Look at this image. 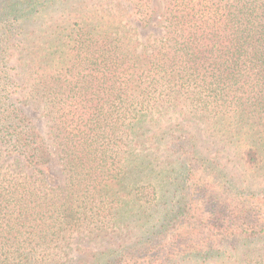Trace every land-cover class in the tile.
Wrapping results in <instances>:
<instances>
[{
  "label": "trees",
  "instance_id": "16d2710c",
  "mask_svg": "<svg viewBox=\"0 0 264 264\" xmlns=\"http://www.w3.org/2000/svg\"><path fill=\"white\" fill-rule=\"evenodd\" d=\"M159 2L0 0V159L17 162L0 169V264H264V215L253 213L264 194L239 199L179 121L163 149L151 144L162 167L135 147L166 139L148 132L171 110L264 178V0ZM126 14L162 33L140 40ZM198 170L234 182L220 190Z\"/></svg>",
  "mask_w": 264,
  "mask_h": 264
},
{
  "label": "rangeland",
  "instance_id": "374dc122",
  "mask_svg": "<svg viewBox=\"0 0 264 264\" xmlns=\"http://www.w3.org/2000/svg\"><path fill=\"white\" fill-rule=\"evenodd\" d=\"M86 2H88L90 5L93 4V0H86ZM152 3L158 7H160L161 5L159 0H152ZM127 19L130 21V25L135 30L137 37L142 41H144L146 38L150 40L152 38L158 37L162 33L161 28L157 24H154L155 20H153L146 27H141L139 22L133 21V20L131 21V19H133L132 16H127L126 14L124 21ZM23 110L25 114L27 115V117L30 119L31 124L34 126V128L39 132V134L45 140L50 151H52L54 147L53 145H51V140L47 137L49 122L47 118L42 114L41 103L29 99L27 100V104L23 106ZM178 121L183 124H186L188 126L187 130L189 132L196 134V136L198 137V147L200 148V150L203 152L204 155L209 156L211 159L214 157L215 159L213 160H215V162L216 161L220 162L226 168V171L230 173V175L231 174L233 175L234 180H236L237 182V184L235 185L236 186L235 189L239 190V191H235L233 189V192H237L239 199H245L249 201H258L261 198V196L264 194V183H263L264 178L263 176H261L262 172L253 170V169H245V167H243L239 158L235 154L233 147L209 136V132L206 131V126L203 123L196 122L195 120L182 121V117L180 115H177V113L172 112L171 110L165 113L163 117H161V122H160L161 129H156L153 127L152 130L148 132V134L151 135L153 133L160 134L161 132H163L162 130L164 131L168 130V135L166 136V139L163 142H160L158 144L156 139H153V138L151 142L148 141L147 143L144 137L142 138L143 140L139 142V145H135L136 149L149 151L150 153H153V154H155L156 152L154 147H157V145H159L160 149H163L167 141L169 140L168 136H169L170 128H175L174 127L175 123ZM146 126H148L147 122H146ZM142 141L144 143H142ZM152 149L155 150V152H153ZM164 153L165 152L162 150L160 152H156L155 154L159 156L158 160L155 161L158 168L164 165L162 163L165 160ZM213 154H215L216 156H213ZM169 159L171 160L172 158H169ZM169 159H168V162L170 161ZM50 162H51L50 172H51L52 179H54V181L58 182L60 185H63L64 173L61 171L62 160L59 159V156L58 154H56V152H53ZM10 164L16 165L17 162L13 161V159L9 157L0 159V169L2 171L12 169L11 166H9ZM173 174L174 173L169 172L166 179L173 176ZM200 176L205 181H208V182L211 181L217 184L220 190H221L220 186L228 187L229 185H232V182H234L233 179H231V177L222 179L218 177L215 172L210 174L209 170H198V172H196L195 174V178H198ZM161 177L162 176H155V174L153 173L148 179H146V181L147 180L151 181L152 185H155V184L157 185V189H160V190L162 189V192H166L167 193L166 198L163 199V201L164 202L167 201L171 203L174 199L172 198L173 196L169 195L170 190H169L168 182L165 183L164 181L165 188H162L160 184H158L159 179ZM195 178H192V179L196 181L197 179ZM241 181L244 182L243 185L240 184ZM237 185H239L240 187H238ZM188 186L190 187L189 184ZM226 193L229 194L230 192L226 191ZM253 213L255 216L264 215V202L263 201L261 202L260 206L257 205L254 207ZM84 233L86 234L87 232H82V235H81L83 237L82 240L87 241L88 234L85 235ZM75 241H76V238L74 236V239H72V242H75ZM102 243L103 245H101V247L111 244L107 240L102 241ZM68 255H72V253L68 252Z\"/></svg>",
  "mask_w": 264,
  "mask_h": 264
}]
</instances>
